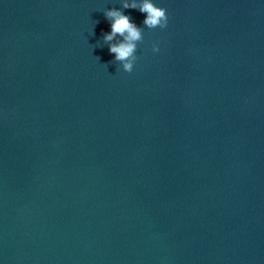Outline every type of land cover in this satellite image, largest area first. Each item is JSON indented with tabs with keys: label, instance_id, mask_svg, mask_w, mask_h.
Instances as JSON below:
<instances>
[{
	"label": "water",
	"instance_id": "1",
	"mask_svg": "<svg viewBox=\"0 0 264 264\" xmlns=\"http://www.w3.org/2000/svg\"><path fill=\"white\" fill-rule=\"evenodd\" d=\"M123 2L0 0V264H264V0Z\"/></svg>",
	"mask_w": 264,
	"mask_h": 264
},
{
	"label": "clouds",
	"instance_id": "2",
	"mask_svg": "<svg viewBox=\"0 0 264 264\" xmlns=\"http://www.w3.org/2000/svg\"><path fill=\"white\" fill-rule=\"evenodd\" d=\"M122 6L125 9H138L146 14L143 25L149 29L167 27V10L157 6L152 0H141L140 3H128L125 0ZM104 15L111 22V31L103 34V41L108 44L109 53L114 54V62H119L124 72L132 73L138 59L137 46L143 40V31L128 15L116 8L106 10ZM152 51H159L157 44H153Z\"/></svg>",
	"mask_w": 264,
	"mask_h": 264
}]
</instances>
